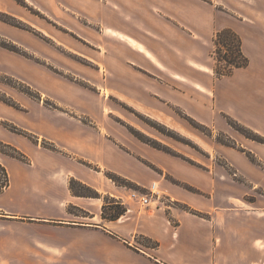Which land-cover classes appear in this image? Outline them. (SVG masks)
Returning <instances> with one entry per match:
<instances>
[{"label":"crops","instance_id":"1","mask_svg":"<svg viewBox=\"0 0 264 264\" xmlns=\"http://www.w3.org/2000/svg\"><path fill=\"white\" fill-rule=\"evenodd\" d=\"M25 1L43 20L14 0H0V12L92 62L105 91L163 122L174 120L178 107L231 135L259 165L219 144L214 151L232 173L204 160L196 166L113 129L106 117L87 123L39 103L18 98V109L0 100V142L27 156L22 161L0 151L10 180L0 194V264H264V144L233 133L226 121L230 116L264 135V20L245 15V6L227 10V0ZM223 28L241 37L249 64L218 78L213 38ZM0 37L48 56L47 44L1 20ZM19 60L5 70L23 77L29 61ZM106 172L141 188L154 182L169 202L154 200L134 214L126 206L117 219L103 218V197L126 194ZM71 179L100 197L73 194ZM255 189L261 194L245 200ZM138 236L153 244L135 245Z\"/></svg>","mask_w":264,"mask_h":264},{"label":"rangeland","instance_id":"2","mask_svg":"<svg viewBox=\"0 0 264 264\" xmlns=\"http://www.w3.org/2000/svg\"><path fill=\"white\" fill-rule=\"evenodd\" d=\"M14 1L21 7L25 8V10L31 14L33 19L37 21L43 20V15L25 0ZM227 1L228 2H224V5L227 6L226 9L234 6L239 8L245 6L248 10L245 15L249 14L250 16H255L256 18L260 17L261 20H264V0ZM0 20L5 22L6 25L15 28L17 31L37 37V39L47 44L49 50L47 57H41L38 53L24 49L7 38L0 37V54L1 52L4 54L2 55L3 60L0 61V100L2 102L6 103L7 101L4 100L7 98L16 103L20 108V104L17 101L19 98L23 102L39 103L50 109L64 112L66 115L68 114L78 117L81 121L87 123H93L92 118L98 119L100 116L106 117V119L112 123L113 129L134 135L135 137L140 136L144 140L155 141L163 147L162 149H157L171 155L180 156L187 162L196 166H202L201 161L204 160L207 163H212V165H222L232 173L233 171L229 168L227 161L214 151V147L219 144L244 153L251 162L259 165V161L253 153L239 145L231 135L224 131L206 126L191 117V119H189L187 117L188 115L184 113L183 110L175 106L172 107L173 112L175 113L174 120L163 122L155 119L146 113V110L137 109L131 106L129 102L122 100L118 94L105 91L103 88V74L99 73L97 75L94 70V64L88 59L43 37L39 32V29L35 26H31L23 19L0 12ZM214 38L212 57L215 66L217 62L216 54L214 53ZM5 46H15L19 52L9 50L5 48ZM222 51L224 52V49ZM11 54L16 56V58H13ZM19 58L22 60L27 59L29 61L27 73L21 74L23 77L16 76L5 70L6 67H10V64H13L11 66L12 68L20 66L21 63ZM218 65L220 67L222 66V64ZM226 121L228 122L227 118ZM235 121L264 138V135L254 131L237 120ZM233 129L237 131L233 133H240L241 136L247 139L264 144L259 141L260 138L256 137V139H254L247 137L246 134L248 132L244 134L235 128ZM164 149H167L168 151H165ZM206 151L209 152V154ZM186 153L190 154V156L184 155ZM234 177L237 181L245 182V180L236 175V173H234ZM176 184L183 186L179 181H176ZM150 186L146 188L137 187L134 184L132 187L124 186L126 194L124 193L123 197L115 198L109 196L108 200H115L121 203L123 208H125L123 214L127 211L126 206L131 207L133 209L132 213L134 214L145 206L138 203L136 199L130 198L129 195L133 191L138 192V194H150ZM75 187L79 188L77 184H75ZM156 190L159 191L158 200L160 199L169 202L167 201L165 194L158 187ZM194 191L199 193V190ZM250 194H245L243 196L244 199L253 200L254 196L261 194V190L255 189V192ZM168 199L170 198L168 197ZM93 239L97 242L102 241L101 237L98 235L93 236ZM135 239L136 241L133 242L135 245H138V243L142 245L153 244L150 239L144 237L138 236L135 237Z\"/></svg>","mask_w":264,"mask_h":264},{"label":"trees","instance_id":"3","mask_svg":"<svg viewBox=\"0 0 264 264\" xmlns=\"http://www.w3.org/2000/svg\"><path fill=\"white\" fill-rule=\"evenodd\" d=\"M8 22V21H7ZM10 23V22H9ZM214 45H215V54H216V64L214 66V73L216 77L220 78L223 76L230 75L235 68H241L245 67L248 64V58L243 54V51L241 49V39L239 35L233 31L231 28H223L221 30H218L215 34L214 38ZM5 48L19 52V50L15 46H5ZM224 49V52L222 51ZM218 64H222L220 67ZM4 101H7L6 103L8 105H11L15 108H19V106L10 101L9 99L5 98ZM189 119H191L189 116H187ZM228 123L235 129H237L239 132L246 134L247 137L250 138H260L259 141L264 143V138L255 134V132L251 131L249 128L244 127L243 125L237 123L235 120H233L230 117H227ZM3 126L7 129L16 132L18 134H22L26 137H28L31 140H34V137L31 133L19 128L18 126L14 125L11 122L3 121ZM158 129V128H157ZM159 130V129H158ZM245 131V132H244ZM141 141L146 142L153 147L162 149L163 147L159 144H157L155 141L152 142L150 140H144L142 137L137 136ZM43 146L53 149V146L50 144H47L45 142H42ZM165 151H168L167 149H164ZM0 151L11 156L14 158H17L22 161H27V156L18 150L17 148L9 145L4 144L0 142ZM106 175L117 185H123L127 187H132L133 183L126 178H123L113 172H106ZM10 180H9V174L6 170V168L0 163V194L9 186ZM75 184H77V187H75ZM183 187L189 189V190H195L191 186L187 184H183ZM69 188L71 192L78 196H91V197H100V194L93 189L91 186L86 185L80 181L71 179L69 181ZM86 190V191H85ZM111 198V197H110ZM109 196L103 197V205H102V211L101 215L103 218L114 220L120 217L124 211L125 208H123L122 204L115 200H108ZM192 213H196L193 210H190Z\"/></svg>","mask_w":264,"mask_h":264},{"label":"built area","instance_id":"4","mask_svg":"<svg viewBox=\"0 0 264 264\" xmlns=\"http://www.w3.org/2000/svg\"><path fill=\"white\" fill-rule=\"evenodd\" d=\"M150 194H138V192L133 191L129 197L136 199L138 203H140L142 206H148L150 205L154 200H158L159 198V191L156 190V184L152 183L150 186Z\"/></svg>","mask_w":264,"mask_h":264}]
</instances>
